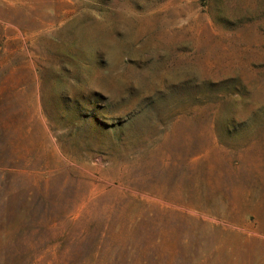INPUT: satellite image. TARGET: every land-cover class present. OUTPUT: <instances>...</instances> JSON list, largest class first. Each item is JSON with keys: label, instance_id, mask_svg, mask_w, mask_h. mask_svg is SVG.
<instances>
[{"label": "rangeland", "instance_id": "rangeland-1", "mask_svg": "<svg viewBox=\"0 0 264 264\" xmlns=\"http://www.w3.org/2000/svg\"><path fill=\"white\" fill-rule=\"evenodd\" d=\"M0 264H264V0H0Z\"/></svg>", "mask_w": 264, "mask_h": 264}]
</instances>
